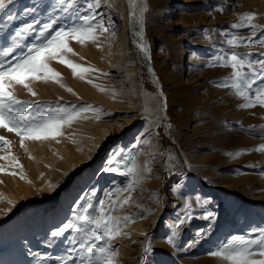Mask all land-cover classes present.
Segmentation results:
<instances>
[{"label": "rangeland", "instance_id": "374dc122", "mask_svg": "<svg viewBox=\"0 0 264 264\" xmlns=\"http://www.w3.org/2000/svg\"><path fill=\"white\" fill-rule=\"evenodd\" d=\"M129 1L100 0L95 7L96 0H77L67 7L58 0H14L0 13V50L13 46L16 31L25 24L35 28L9 56L0 57L6 64L15 63L13 58L29 45L43 43L39 29L53 20L56 23L50 32L84 25V17H95L88 23L107 29H96V39L84 43L68 38V46L76 54L73 63L90 69L82 74L83 79L76 76L56 83L51 96L36 86H30L35 96L27 89L23 97L18 95L21 90L9 89L17 99L33 105L25 113L28 117L87 105L100 111L82 113L86 119L62 127V135L55 139L25 140L24 146L14 132L0 130V137L10 142L0 141V157H4L0 159V264H64L65 260L66 264H80L81 253L88 254L79 242L73 245L65 238L79 241L80 235L70 230L65 237L53 238L51 233L63 224L79 223L75 220L78 206L88 199L97 206L101 199L106 206L117 201L111 213L121 218V235L111 241L115 264H210L212 258L218 259L216 264H226L210 253L232 236L254 239L264 234V151L252 150L264 145V107L243 108L240 105L246 101L231 87L218 86L230 83L233 69L216 59L236 53L247 57L258 70L257 62L264 60V28L253 34L248 27L234 29L231 25L242 14L254 13L253 23L264 26V0H254L253 5L244 0L203 4L197 0L191 9L183 10L192 15L187 16L186 30L173 28L176 21L165 17L167 0H136L134 9ZM233 37L238 38L237 46L228 44ZM184 39L188 45L180 43ZM141 43H146L150 57L141 50ZM65 53L60 54L64 59ZM188 60L192 63L186 64ZM117 64L126 69V79L114 78ZM242 71L249 69L245 66ZM261 86L264 81L256 80L250 92ZM162 103L167 116L154 134L149 120L158 115ZM133 115L140 116V121L126 133L106 140L97 159L86 164L104 143L101 130L109 124L119 129ZM224 124L238 134L235 139L220 140L218 131L225 129ZM192 128L210 136L197 141ZM119 140L125 143L117 152L136 158L142 177L139 183L124 175L125 163L130 162H102ZM158 155L163 162L159 177L154 172ZM109 167L118 170H106ZM145 167L150 171H143ZM13 172L16 175L10 174ZM14 193L32 198L14 211L10 206L16 202L6 198ZM106 193H112L110 200ZM128 197V203L121 206ZM196 197H200L199 204ZM188 201L191 208L185 207ZM161 207L160 226L146 236L136 235L137 227L153 226ZM124 217L129 220L125 222ZM170 237L173 243L168 242ZM146 246L151 250L145 252ZM69 248L76 251L69 253ZM44 256L48 258L42 259Z\"/></svg>", "mask_w": 264, "mask_h": 264}, {"label": "snow or ice", "instance_id": "6c2138e0", "mask_svg": "<svg viewBox=\"0 0 264 264\" xmlns=\"http://www.w3.org/2000/svg\"><path fill=\"white\" fill-rule=\"evenodd\" d=\"M59 5H66L72 7L76 4L77 0H58ZM135 8L136 0H130ZM14 3V0H0V13H4L9 5ZM93 5H89L92 7ZM95 7L100 6V0H96ZM95 17H84V25H79L71 28H61L54 32H50L55 20L50 23H46L39 29V36L44 37L43 43L31 44L27 47V51L19 57H14L15 63L11 61L0 62V128H4L9 132H14L21 140V146H24L25 140H47L49 138L55 139L56 136L62 135L61 128L64 126H70L75 120L83 117L82 113L92 111L99 112V109L94 108L91 105H87L81 108H57L54 115L45 116L38 113L36 116L28 117L25 115L28 109L33 105L30 102L22 101L16 98L10 88H14L15 85H21L26 88L33 96L36 93L32 90L28 80H48L52 79L54 82H59L60 73L49 67L48 60L58 59L60 63L65 64L73 70L74 75H80L81 73H87L89 68L82 67L79 64H74L69 60H66L60 54L62 52H72L73 50L68 46V38L75 39L80 43H84L85 39L95 40L96 36L94 32L99 29L101 32L107 31L102 24L88 23L90 19ZM254 13H244L239 17V22L231 25L234 29H240L248 27L255 34L258 28H264L253 23L255 19ZM142 23V21H140ZM35 31L33 24H25L22 28L16 31L13 37V46L0 50V57H7L13 51L14 48L20 44L21 40L25 36ZM19 38V39H17ZM251 42V41H250ZM229 45L237 46L238 38L228 40ZM264 45V40L261 41ZM140 48L142 51L147 52L146 43H141ZM222 61L221 66H230L233 69L229 82H224L218 86L231 87L234 90V94L238 97H242L246 102L240 105L243 108L255 107L257 105L264 107V86H261L255 90L254 93L250 92L252 85L256 80L264 81V60L258 61V70L253 69V64L247 57H242L236 53H232L227 59L223 56H217L216 58ZM247 66L249 71L245 72L242 69ZM43 73V75H40ZM91 82V81H89ZM71 91V89H68ZM104 91V89H100ZM264 127V126H262ZM5 145L10 144L4 137H0ZM255 151H264V145L252 149ZM237 153L236 155H239ZM232 155V154H229ZM119 157V159H117ZM4 157H0L3 159ZM16 160L15 157H12ZM121 161L130 162L125 163L126 171L124 175L130 176L133 179V183H139L142 180L140 175V168L136 164L135 156L131 153L125 155L121 152H114L113 156L109 158L107 163L109 165L119 164ZM18 164V161H17ZM22 168V165L20 166ZM106 170L117 171L116 167H109ZM0 171H3L0 168ZM143 171H150L145 167ZM16 175L15 172L10 173ZM22 179L24 177H21ZM131 189H125L124 191H130ZM121 189H116L119 193ZM93 197L95 193L92 194ZM112 193H106V197L110 200ZM130 197L124 199L121 202L123 204L128 203ZM196 203H200V197L195 198ZM117 201H111L106 206L104 199L98 201V206L93 204L92 199H88L86 204L79 205V214L76 215L75 220L79 223H66L58 229L52 231L51 236L53 238L65 237V233L70 230L80 235L79 241L76 237H65L70 240V243L75 245L79 242L80 249L84 250L88 255L81 253L80 264H115L114 257L116 250L113 248L111 241L117 236L121 235V218L113 216L111 213L114 211ZM186 208L192 207V202L188 201L185 204ZM209 216L212 214L209 213ZM125 222L129 220V217L123 218ZM175 235V233H174ZM93 241H102V245H98ZM169 243H173V239L169 238ZM145 252L150 251V247H145ZM75 248H69L68 252H75ZM40 256L39 253H37ZM214 257H218L220 260L226 262V264H264V234H261L254 239H246L244 236H232L226 243H223L216 251L210 253ZM47 259L48 257H41ZM66 264V260L64 261Z\"/></svg>", "mask_w": 264, "mask_h": 264}, {"label": "bare ground", "instance_id": "6f19581e", "mask_svg": "<svg viewBox=\"0 0 264 264\" xmlns=\"http://www.w3.org/2000/svg\"><path fill=\"white\" fill-rule=\"evenodd\" d=\"M197 0H167V2H165V9L169 8L167 10V13H166V18L167 19H173L174 22L172 25L173 28H176V29H179V26L182 27L183 29H187V16L191 17L192 15L191 14H187V13H184V9H191L194 4H197L196 2ZM198 1H201L202 4L203 2L204 3H208L209 0H198ZM246 1L247 4H250V5H253L255 4V1L254 0H244ZM129 4H130V8L134 9L132 3L129 1ZM137 4H138V1H137ZM179 6V7H178ZM121 9V7H119ZM118 8V9H119ZM178 8V10H176ZM120 13V12H118ZM204 24H206V21L204 22ZM202 26V25H201ZM197 28V27H196ZM194 30V29H193ZM191 34V33H190ZM201 39V38H200ZM194 40V39H192ZM181 41V40H180ZM186 41L187 40H183L181 41L180 43L183 44L184 46L185 45H188V43L186 44ZM199 41V40H198ZM201 41V40H200ZM193 44V43H192ZM199 44V43H198ZM202 44V43H200ZM189 51V50H188ZM187 51V52H188ZM66 60H69L73 63L74 59L76 58V54L74 51L72 52H66ZM144 54L147 56V57H150V54L149 52H145L144 51ZM48 64H49V67H51L52 69H54L56 72L60 73V77L58 78L59 79V82L58 83H62L63 80H69V81H72L74 79H76L77 77L76 76H80V75H74L73 74V70L66 66L65 64L64 65H60L58 64L54 59H50L47 61ZM188 63H192L191 61H186V64ZM113 76L114 78L117 80V78L121 79V78H125L124 77V73H127L126 69L120 67L118 64L115 65L113 67ZM191 73V72H190ZM83 73H81L82 75ZM127 75V74H126ZM127 78V76H126ZM125 78V79H126ZM156 78V77H155ZM120 81V80H119ZM125 81V80H124ZM157 83L160 84L158 82V79H156ZM27 83H29L30 86H36L41 92H45L44 95H53L54 94V88H55V84L57 82H54L51 78L48 79V80H28ZM204 85V83H203ZM16 89H19L21 90V92L23 93H18L19 96L23 97V95H25L26 93L24 92L26 90V88H24L23 86H20V85H15ZM80 90L81 91H84L85 90V86H81L80 87ZM158 115L156 116L155 114V117H149L150 120H149V126H151L150 128L153 130V133L154 134H157L158 132V127L161 125V123L163 122V120H165L167 114H166V105L165 103H162L160 108H159V111L157 113ZM140 117V116H139ZM138 116H135L133 115L132 117L126 119L124 121V124H122L119 129H116V127L113 125V124H109L108 126L104 127L103 130H101V133H102V138L105 139L103 140L104 143L99 146L96 150H95V153L93 154V158L89 159L88 162H85L86 164L92 162L93 160L97 159V157L100 155V153L102 152L103 150V145L105 144V141L106 140H110L113 136H119L121 134H123L124 132L126 133L127 130H129V128L131 127H134V124L135 122H139L140 118ZM225 129H222V130H219L218 131V137H220L221 141L222 140H226V141H229L230 139H235V137L238 136V134L234 133L231 129H229L225 124L222 125ZM149 128V127H148ZM147 128V129H148ZM2 128H0L1 130ZM193 129V132L190 131L192 133V136L195 137L198 141V139L200 140H205L207 137L210 136V133L208 134L207 131H203L201 129H195V128H192ZM149 130V129H148ZM151 135V134H150ZM149 135V136H150ZM190 135V134H189ZM209 135V136H208ZM191 136V135H190ZM157 138V137H156ZM187 139V138H186ZM148 140V139H147ZM154 140V139H153ZM157 140V139H156ZM155 140V141H156ZM194 140V139H193ZM154 142V141H153ZM152 142V143H153ZM157 142V141H156ZM192 142V141H191ZM196 142V141H195ZM124 140H119V143H117V145H115V147L104 157V159L102 160V162L104 161H108L107 159L112 157L113 156V153L114 152H117L119 150V148L121 149L122 148V145H124ZM158 143V142H157ZM155 144V143H153ZM191 144V143H190ZM157 145V144H156ZM155 145V146H156ZM189 146V144H187ZM157 147V146H156ZM192 147V146H191ZM154 172H155V175L156 176H160L161 175V169L163 168V162H162V157L158 155V157H155L154 158ZM80 167L82 166H79L75 169H72L71 173H70V176H73V174L76 173V171L78 169H80ZM70 179V178H69ZM68 179V180H69ZM69 182V181H68ZM67 182V183H68ZM66 183V184H67ZM228 183V182H227ZM72 186V185H71ZM222 187V186H221ZM230 187V186H229ZM224 189V188H222ZM229 189V188H228ZM28 190L31 192V190L28 188ZM230 190V189H229ZM2 191V185H0V197H1V192ZM7 199H12L14 200L16 203L15 205H11L10 208L11 210L14 209L15 210H18L20 207H21V204H23V202H26V200H28L29 198H32V196H26V197H18L17 196V193H14V194H10V195H7L6 197ZM163 214H164V209L161 207L159 210H158V213L156 214L155 218H154V221H153V226L152 227H146L144 229L140 228V227H137L136 228V231H135V234L138 235V234H141L142 236H146L147 233H149L151 230H153L154 228H156L158 225V223L161 222L162 220V217H163ZM160 226V225H159ZM158 226V227H159ZM218 259H208V262L210 264H216V261ZM29 263V262H28Z\"/></svg>", "mask_w": 264, "mask_h": 264}, {"label": "water", "instance_id": "95a60500", "mask_svg": "<svg viewBox=\"0 0 264 264\" xmlns=\"http://www.w3.org/2000/svg\"><path fill=\"white\" fill-rule=\"evenodd\" d=\"M108 150H109V148L105 151V153H106ZM105 153H104V154H105ZM103 156H104V155H103Z\"/></svg>", "mask_w": 264, "mask_h": 264}]
</instances>
